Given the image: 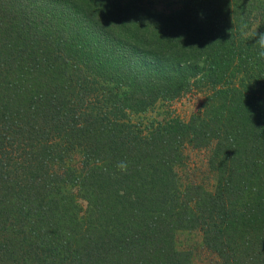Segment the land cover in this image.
<instances>
[{"label":"trees","instance_id":"trees-1","mask_svg":"<svg viewBox=\"0 0 264 264\" xmlns=\"http://www.w3.org/2000/svg\"><path fill=\"white\" fill-rule=\"evenodd\" d=\"M159 1L0 0V264H264V0Z\"/></svg>","mask_w":264,"mask_h":264},{"label":"rangeland","instance_id":"rangeland-1","mask_svg":"<svg viewBox=\"0 0 264 264\" xmlns=\"http://www.w3.org/2000/svg\"><path fill=\"white\" fill-rule=\"evenodd\" d=\"M168 2V4H166ZM177 0L159 1L158 9L165 7H174ZM205 95L203 92L194 89L190 92L184 93L170 101H158L154 108L149 111L147 117L163 118L166 115H172L187 121L190 116L196 111L204 102ZM141 115V116H143ZM185 153L188 155V162L184 163V167L178 170L181 181L187 182L188 178H195L199 182L210 187L213 183V178L208 171L207 152L203 149H186ZM201 233L196 231L183 232L178 234V244L180 247L188 248L192 251V261L194 264H216L217 257L214 253L206 249L201 240Z\"/></svg>","mask_w":264,"mask_h":264},{"label":"clouds","instance_id":"clouds-1","mask_svg":"<svg viewBox=\"0 0 264 264\" xmlns=\"http://www.w3.org/2000/svg\"><path fill=\"white\" fill-rule=\"evenodd\" d=\"M121 167H123V165Z\"/></svg>","mask_w":264,"mask_h":264}]
</instances>
